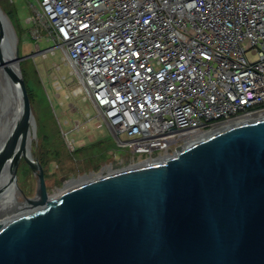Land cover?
<instances>
[{
  "label": "water",
  "instance_id": "water-1",
  "mask_svg": "<svg viewBox=\"0 0 264 264\" xmlns=\"http://www.w3.org/2000/svg\"><path fill=\"white\" fill-rule=\"evenodd\" d=\"M23 59L0 5V64L21 103L0 144V176L9 168L0 185V264H264V117L51 196L42 163L27 154L36 118ZM23 159L37 178L33 198L18 186ZM11 185L19 200H8Z\"/></svg>",
  "mask_w": 264,
  "mask_h": 264
},
{
  "label": "built area",
  "instance_id": "built-area-1",
  "mask_svg": "<svg viewBox=\"0 0 264 264\" xmlns=\"http://www.w3.org/2000/svg\"><path fill=\"white\" fill-rule=\"evenodd\" d=\"M32 9V38L55 43L39 52L63 51L75 91L141 162L264 117V0H34Z\"/></svg>",
  "mask_w": 264,
  "mask_h": 264
},
{
  "label": "rangeland",
  "instance_id": "rangeland-1",
  "mask_svg": "<svg viewBox=\"0 0 264 264\" xmlns=\"http://www.w3.org/2000/svg\"><path fill=\"white\" fill-rule=\"evenodd\" d=\"M33 3L34 0H0L17 26L20 56H25L21 62L33 82L32 108L37 132L30 150L45 169L49 194L55 196L72 187L71 182L82 176L94 178L149 162L150 159L141 162L146 155L138 158L131 148L120 147L114 131L97 118L91 100L85 99V93L75 91L78 77L65 63L63 51L58 48L55 54L50 52L47 56L39 52L55 43L47 40L45 32L41 42L32 38V24L27 18L33 13ZM2 94L0 91V100ZM88 113L93 119H88ZM18 186L28 197L35 196L37 178L24 159L18 170Z\"/></svg>",
  "mask_w": 264,
  "mask_h": 264
},
{
  "label": "bare ground",
  "instance_id": "bare-ground-1",
  "mask_svg": "<svg viewBox=\"0 0 264 264\" xmlns=\"http://www.w3.org/2000/svg\"><path fill=\"white\" fill-rule=\"evenodd\" d=\"M0 91L3 92L2 98L0 100V144H3L9 134L11 133L16 120L19 116V111H20V96H19V90L18 87L13 84L12 78L10 77L8 71L4 69V66L0 64ZM37 132V127L36 123L34 124V134H31L30 136V142H29V147L27 150V153L29 156H33L31 153V146L33 144V141L35 139V135ZM200 135L194 136L190 139L188 144H191L192 142L198 140L200 138ZM153 160V159H151ZM141 163L138 165H145V164H151L155 162L162 161L161 159L153 160V161ZM134 165L132 167L138 166ZM115 172V171H111ZM91 178L90 176H82L78 180L72 181L71 185L75 186L77 184H80L86 180ZM9 181V168H4L1 176H0V185L7 184ZM77 183V184H76ZM9 193V198H13L14 196L16 197V200H19L21 198L22 194L21 191L19 190L17 185H11L8 189ZM11 203V202H10ZM9 203V204H10Z\"/></svg>",
  "mask_w": 264,
  "mask_h": 264
},
{
  "label": "trees",
  "instance_id": "trees-1",
  "mask_svg": "<svg viewBox=\"0 0 264 264\" xmlns=\"http://www.w3.org/2000/svg\"><path fill=\"white\" fill-rule=\"evenodd\" d=\"M8 13V12H7ZM8 15H9V13H8ZM10 16V15H9ZM10 18H12L11 16H10ZM13 21V20H12ZM14 23V22H13ZM14 25H15V23H14ZM15 27H16V30H17V32H18V35H19V31H18V29H17V26L15 25ZM20 36V35H19ZM21 65H22V69H23V74H24V77H25V81H26V85H27V88H28V92H29V96H30V99H31V103L33 102V88H34V86H33V82H32V80L29 78V76L27 75V72H26V70H25V68L23 67V63L21 62ZM33 104V103H32Z\"/></svg>",
  "mask_w": 264,
  "mask_h": 264
}]
</instances>
